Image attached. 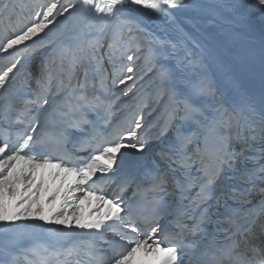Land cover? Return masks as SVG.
<instances>
[{
    "label": "snow or ice",
    "instance_id": "6c2138e0",
    "mask_svg": "<svg viewBox=\"0 0 264 264\" xmlns=\"http://www.w3.org/2000/svg\"><path fill=\"white\" fill-rule=\"evenodd\" d=\"M133 5L169 16L180 6L206 8L47 0L25 19L17 9L27 5L0 0V52L11 55L0 69V222L35 218L95 236L39 259L29 258L39 257L30 245L0 264H264V91L256 100L231 77L222 90L189 32L179 24L176 38L149 32L128 19ZM220 7L231 13L229 25L257 12L264 19V0ZM61 20L68 23L58 35L43 40ZM45 48L39 72H22ZM260 58L264 64V37ZM138 91L136 109L114 123L113 104ZM161 104L162 116L149 124L145 109ZM73 133V152L64 151ZM48 166L60 171L51 174L59 184L46 213L37 170ZM101 176L117 191L104 194ZM90 196L95 209L82 219L75 209Z\"/></svg>",
    "mask_w": 264,
    "mask_h": 264
},
{
    "label": "bare ground",
    "instance_id": "6f19581e",
    "mask_svg": "<svg viewBox=\"0 0 264 264\" xmlns=\"http://www.w3.org/2000/svg\"><path fill=\"white\" fill-rule=\"evenodd\" d=\"M12 2L28 6L27 8L17 9V12L26 19L33 10H40L39 7L35 6L47 3V0H39V4L37 0H12ZM193 2L200 3L206 6V8L204 10H195L190 7L180 6L174 10H170L171 16H169L163 13H156L152 9L142 5H133L127 8L126 15L128 19L139 24L142 28H146L149 32H154L162 37L176 38V26L179 24L201 45L204 50L205 61L209 65V68L215 70L216 73H220V75H223V73L227 71V68L232 66L236 75L241 77L251 72L264 69V64L261 63L260 58L261 39L264 37V19L261 18L259 12L249 16L243 24L229 25L225 23V18L230 17L231 13L226 7L220 6L230 3L231 0H185V4H191ZM65 23H68V21L61 20L60 23L48 33V36L43 37V40L55 38L58 35V31ZM198 26H203L206 31L198 29ZM4 27V23L0 22V42L4 41L6 35ZM212 30L214 32H212ZM206 33L210 34L211 40ZM41 42L42 41L39 40L37 41V43ZM20 47L22 48L23 45ZM195 51L199 52L200 49H195ZM49 52H51V48H45L41 50L30 63L29 61H24L25 68H22V72L28 70L30 67V70H34L35 73H38ZM213 57L224 58L221 59L224 62L219 61L220 68L215 66ZM10 59L11 55L0 52V69H4L8 66ZM227 60H231V62L228 63L226 62ZM214 66L215 68H213ZM234 81L239 85L240 89V83L237 80ZM228 93L231 95V89H228ZM141 94L142 93L138 91L135 95L121 97L119 100H116L111 109L114 113L112 117L114 123H119L125 118L130 117L131 113L137 107L136 101ZM116 95L119 96V92H117ZM110 99L115 100V97H110ZM153 107L154 106L150 105L145 109L146 120L149 124H152L160 118L164 112L163 104L156 108L155 111H153ZM37 171L38 174L43 173L46 191H42L40 195L45 212L47 213L50 205L51 192L59 184V180H55L51 174L60 170L48 166L44 169H38ZM100 175L101 174H98V176ZM61 176H64L62 172ZM67 179L69 182H72L76 177L68 174ZM93 179H96V177ZM108 179V176H101V182L99 183L104 189V194L117 191L116 185L103 183V181ZM20 188L21 191H23V185H21ZM108 198L111 199L112 196L108 195ZM5 200L7 203V196ZM78 203H80V201H78ZM96 203L95 197L90 196L87 200H83L81 207L76 208L75 211L82 219H87L89 213L94 211ZM56 204H59V200L56 201ZM103 210L104 209H102V211ZM72 211V208L68 209L69 213ZM37 220L39 219L32 218L27 220L22 219L16 222H0V233L7 230H16L17 232L23 231ZM60 226L68 227L67 225ZM82 230L87 231V229Z\"/></svg>",
    "mask_w": 264,
    "mask_h": 264
},
{
    "label": "rangeland",
    "instance_id": "374dc122",
    "mask_svg": "<svg viewBox=\"0 0 264 264\" xmlns=\"http://www.w3.org/2000/svg\"><path fill=\"white\" fill-rule=\"evenodd\" d=\"M37 2H38V4H39V0H37ZM198 29H200V30H202V31H206V29L205 28H203V26H198ZM212 32H214L213 30H212ZM206 35L208 36V38H210V40H211V36H210V34L209 33H206ZM214 42H215V40H214ZM213 58H215V57H213ZM220 59H224V58H220ZM226 60V59H225ZM214 61V60H213ZM222 61V60H221ZM215 62V61H214ZM224 62V61H223ZM226 62H228V63H230L231 62V60H227ZM216 66V65H215ZM215 66L213 67V68H215ZM236 80H238V79H236ZM239 81V80H238Z\"/></svg>",
    "mask_w": 264,
    "mask_h": 264
}]
</instances>
